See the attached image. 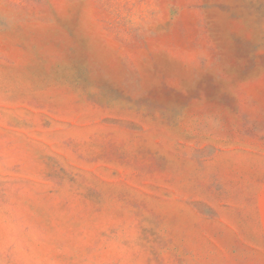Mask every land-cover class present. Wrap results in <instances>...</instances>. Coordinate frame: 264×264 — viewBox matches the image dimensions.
<instances>
[{
	"label": "rangeland",
	"instance_id": "obj_1",
	"mask_svg": "<svg viewBox=\"0 0 264 264\" xmlns=\"http://www.w3.org/2000/svg\"><path fill=\"white\" fill-rule=\"evenodd\" d=\"M0 264H264V0H0Z\"/></svg>",
	"mask_w": 264,
	"mask_h": 264
}]
</instances>
